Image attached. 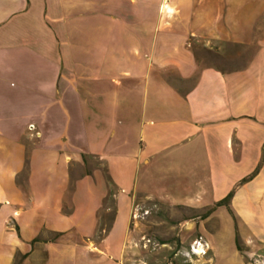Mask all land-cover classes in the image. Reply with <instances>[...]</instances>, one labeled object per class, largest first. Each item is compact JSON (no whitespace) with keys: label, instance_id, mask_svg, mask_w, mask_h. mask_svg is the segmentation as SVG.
Instances as JSON below:
<instances>
[{"label":"crops","instance_id":"obj_1","mask_svg":"<svg viewBox=\"0 0 264 264\" xmlns=\"http://www.w3.org/2000/svg\"><path fill=\"white\" fill-rule=\"evenodd\" d=\"M139 196L264 264V0H0V264H131Z\"/></svg>","mask_w":264,"mask_h":264},{"label":"rangeland","instance_id":"obj_2","mask_svg":"<svg viewBox=\"0 0 264 264\" xmlns=\"http://www.w3.org/2000/svg\"><path fill=\"white\" fill-rule=\"evenodd\" d=\"M136 201L150 213L142 216L137 226L136 261L131 264L201 263L191 251V243L200 233L190 223L197 213L205 211L168 208L144 196Z\"/></svg>","mask_w":264,"mask_h":264},{"label":"built area","instance_id":"obj_3","mask_svg":"<svg viewBox=\"0 0 264 264\" xmlns=\"http://www.w3.org/2000/svg\"><path fill=\"white\" fill-rule=\"evenodd\" d=\"M30 129L34 130L35 125L31 124ZM149 213L150 210L148 208L141 207L137 201L134 203V208L132 212V219L134 223L139 222L142 216L147 215ZM209 250H210V243L202 234H199L193 239L191 243V251L193 252V254L197 256H205L208 254Z\"/></svg>","mask_w":264,"mask_h":264},{"label":"trees","instance_id":"obj_4","mask_svg":"<svg viewBox=\"0 0 264 264\" xmlns=\"http://www.w3.org/2000/svg\"><path fill=\"white\" fill-rule=\"evenodd\" d=\"M231 195H232V193H230L226 197V199H223L222 201L218 202L217 204H223V203L227 202L229 200V198L231 197ZM110 196H111V194H110ZM112 211L114 212L115 210L112 209ZM113 212L107 214V221L105 222L106 224L103 225L102 226V229H101V230H103V232H107L109 230L110 225H111V220H112L113 214H114Z\"/></svg>","mask_w":264,"mask_h":264}]
</instances>
